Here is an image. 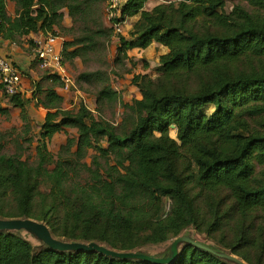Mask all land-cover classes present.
Listing matches in <instances>:
<instances>
[{
	"label": "trees",
	"instance_id": "obj_1",
	"mask_svg": "<svg viewBox=\"0 0 264 264\" xmlns=\"http://www.w3.org/2000/svg\"><path fill=\"white\" fill-rule=\"evenodd\" d=\"M9 1L15 16L7 13L6 0H0V41L18 45L19 39L37 32L59 37L55 27L63 16L60 10L67 8L71 15L92 0ZM151 1L164 0H127L121 10V21L139 16L132 40L121 41L123 56L152 43L168 49L160 58L158 78L138 75L132 80L141 99L127 105L130 127L97 122L83 106L76 113L63 111L62 98L48 90L41 103L48 111L41 138L51 140L74 128L76 150L71 152L75 142L68 140L54 160L37 148L35 165L19 155L0 154V215L44 221L54 237L66 242H94L125 252L179 237L189 226L213 234L235 214L227 247L249 264H264V19L240 6L227 14L225 0H181L145 11ZM243 1L264 9V0ZM104 33L66 41L63 49ZM66 55L74 58L77 52ZM58 77L48 74L45 79L59 82ZM111 94L116 95L101 92L103 97ZM20 96H12L11 103L27 121ZM207 106L213 107L209 114L203 112ZM170 128L177 141L169 136ZM104 140L106 148L100 144ZM90 149L101 157L113 156L115 164L100 170L95 157L92 170L82 163ZM192 181L208 198L205 209L196 205L197 196L187 187ZM221 191L233 200L228 210L222 201L214 206L210 200ZM163 200L169 202L166 211ZM224 261L187 245L172 264H228ZM0 264L154 263L97 252H34L17 236L0 233Z\"/></svg>",
	"mask_w": 264,
	"mask_h": 264
},
{
	"label": "rangeland",
	"instance_id": "obj_2",
	"mask_svg": "<svg viewBox=\"0 0 264 264\" xmlns=\"http://www.w3.org/2000/svg\"><path fill=\"white\" fill-rule=\"evenodd\" d=\"M85 0H78L77 2H84ZM181 0H164L151 1L145 5V11H151L158 5L177 4ZM225 13L229 14L235 6L244 8L249 14L264 19V9L250 6L243 0H225ZM7 13L15 16V5L13 2L6 0ZM63 15L59 21V26L55 27V32L62 39L60 44L61 57L63 62V73L60 75L59 82L46 80L47 72L38 68L35 62V45L34 34L41 35L40 32L30 34L27 37L19 39V44H12L18 48L19 55H26L27 67L21 74L22 91L20 93V100L23 102L25 112L27 114V121L22 118L20 108L15 107L12 103V97L0 93V109L6 111L0 113V154L2 155H19L23 161L30 165L37 163V148L46 150L53 155L54 160L60 153L63 147L66 146L68 140L74 141L71 152L76 150L77 131L74 128H65L61 132L56 133L51 140H43L41 138V125L46 117L47 110H45L41 103L46 102V93L48 90H54L62 101L59 107L63 111L76 113L78 109L83 106L89 110L95 121H107L110 124L121 128L122 125L130 127L129 124V110L127 105H132L135 100H140L141 95L132 83L134 76L146 75L155 80L159 77L160 58L168 53V49L152 43L146 49L128 50L126 55H122L119 50L122 39L125 41L132 40L131 30L133 25L137 22L139 16L126 18L125 23L121 25L119 31L113 28L112 22L108 19V4L106 0H92L89 4H81L79 8L74 9L73 14H69L67 8L60 10ZM103 31L106 36H96L91 42L84 44L76 43L66 50L63 49V43L66 41L76 42L78 39L91 37V33ZM45 38V37H44ZM90 43L95 44L90 46ZM88 46V47H87ZM90 46V47H89ZM64 51V52H62ZM77 52L74 58L68 57L66 54ZM5 56L3 54H0ZM8 57L15 67L20 65L12 56ZM19 68V67H18ZM20 69V68H19ZM65 77V81L61 78ZM114 92L116 95L103 97L101 92ZM213 107L207 106L203 112L209 114ZM126 121L128 124H126ZM28 124L26 129L25 124ZM3 134H6L3 136ZM169 136L177 141L176 132L174 129H169ZM101 146L107 147L106 141H102ZM98 157V162L101 164L100 170L106 169V164L114 165V157H101L96 150H88L87 157L83 160L87 167L95 170L93 165L94 158ZM52 167V166H51ZM195 167L193 171L195 172ZM195 175V174H194ZM89 178V175H84L83 178ZM192 181L187 184L191 190L192 196H197L196 205L205 209L204 194L195 190V185ZM41 193H46L47 189L40 188ZM211 195H209L210 197ZM214 202H221L226 205L225 209H230L233 200L227 191H221L217 196H211L210 200ZM37 201V200H36ZM166 204V205H165ZM169 202L163 200L164 210H167ZM10 208L14 209L11 205ZM39 204L36 203L35 209L38 210ZM9 210V208H7ZM10 212H13L11 210ZM232 217V218H231ZM235 214L229 215V219L222 220L217 232L209 234L205 232V228L197 229L195 226H189L180 232L179 236H187L198 243L205 246L213 247L222 253L230 255L244 264H249L243 260L242 257L234 254L231 248L227 247L229 241L233 238L232 229L234 227ZM28 218L19 217H5L0 215V220L16 221ZM39 224L46 225L44 221L30 219ZM7 233V232H0ZM51 233V231H50ZM11 234L24 240L31 245L34 252H40L46 249L45 245L40 241L39 237L28 230L13 231ZM52 234V233H51ZM53 236V235H52ZM54 237V236H53ZM57 240L66 242L65 239L54 237ZM177 238V237H176ZM176 238H171L168 241L160 244L146 243L142 244L130 251L138 252L151 258L167 259L171 257V246ZM69 242V241H68ZM189 245L187 243H180L178 245L177 256L182 253L184 248ZM104 246V245H102ZM106 248L112 250L111 248ZM249 250V249H248ZM123 252V251H121ZM246 253L252 258L250 251ZM253 260V259H252ZM228 264L227 261H224ZM170 264V263H169ZM172 264V263H171Z\"/></svg>",
	"mask_w": 264,
	"mask_h": 264
},
{
	"label": "water",
	"instance_id": "obj_3",
	"mask_svg": "<svg viewBox=\"0 0 264 264\" xmlns=\"http://www.w3.org/2000/svg\"><path fill=\"white\" fill-rule=\"evenodd\" d=\"M20 230H28L33 232L36 236L39 237L40 241L45 245L46 249H52L60 252H97L109 257L117 258V259H137V260H144L154 264H171L172 260H174L177 256L178 245L180 243H187L191 246L201 248L208 252L215 254L222 260L228 261L229 263L233 264H244L240 260L222 253L221 251L205 246L197 241L187 237V236H179L177 237L172 246H171V257L167 259H157L151 258L144 254H140L138 252H117L106 248L98 243H80V242H64L55 239L52 234L50 233L49 229L46 225L39 224L34 222L30 219H21L16 221H4L0 220V232H7L11 233L13 231H20Z\"/></svg>",
	"mask_w": 264,
	"mask_h": 264
},
{
	"label": "built area",
	"instance_id": "obj_4",
	"mask_svg": "<svg viewBox=\"0 0 264 264\" xmlns=\"http://www.w3.org/2000/svg\"><path fill=\"white\" fill-rule=\"evenodd\" d=\"M108 4V19L112 22L113 28L119 31L125 21H121V10L127 0H106ZM62 39L54 36H48L43 41L36 43L34 53L38 68L50 75H60L63 71V62L61 57V48L59 42ZM21 70L5 56L0 55V83L3 93L9 97L20 94L22 91ZM65 81V77L61 78Z\"/></svg>",
	"mask_w": 264,
	"mask_h": 264
},
{
	"label": "crops",
	"instance_id": "obj_5",
	"mask_svg": "<svg viewBox=\"0 0 264 264\" xmlns=\"http://www.w3.org/2000/svg\"><path fill=\"white\" fill-rule=\"evenodd\" d=\"M45 38L44 36L41 35H35L34 34V41L35 43L43 41ZM18 48L15 47V45H12L6 41H0V54H3L5 56H12L13 59H15L16 61H19L20 65L22 66H18L21 70V72H24V70H26L27 67V61L25 59H27L26 55H19L18 54ZM25 58V59H24ZM27 71V70H26Z\"/></svg>",
	"mask_w": 264,
	"mask_h": 264
}]
</instances>
